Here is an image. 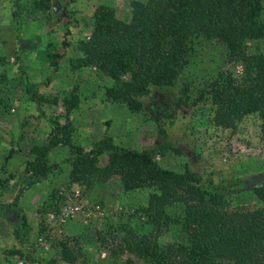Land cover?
<instances>
[{"label": "rangeland", "instance_id": "rangeland-1", "mask_svg": "<svg viewBox=\"0 0 264 264\" xmlns=\"http://www.w3.org/2000/svg\"><path fill=\"white\" fill-rule=\"evenodd\" d=\"M35 1L0 0V55L7 59L0 67V177L13 175L9 185L0 188V207L23 190L17 213L0 214V264H150L130 249L133 236L150 234L161 244L185 239L178 226L158 233L140 211L152 189L128 190L118 175L92 189L72 183L66 162L70 149L62 143L50 153L51 163L59 168L27 186L29 151L56 135L65 137L57 127L67 124L74 144L84 149L110 135L118 145L150 151L161 166L176 172L190 168L219 185L251 180L264 173L259 116L221 124L204 92L220 70L240 75L242 65L228 58L222 42L199 38L182 72L192 106L167 118L162 97L150 95L137 112L107 98L105 90L112 84L107 74L78 64L83 56L80 44L90 37L96 8L109 5L118 18L129 20L134 0H50L46 10L36 9ZM65 37L69 46L64 49ZM253 46L264 52V40ZM22 49L28 51L23 63ZM53 49L65 51L58 67L49 61ZM27 81L37 83L53 103H43L41 109L30 97ZM11 149L18 152L3 170ZM53 193L55 198L48 200ZM226 198V205L234 208L263 205L250 189L231 191ZM22 212L26 225L15 232Z\"/></svg>", "mask_w": 264, "mask_h": 264}, {"label": "trees", "instance_id": "trees-1", "mask_svg": "<svg viewBox=\"0 0 264 264\" xmlns=\"http://www.w3.org/2000/svg\"><path fill=\"white\" fill-rule=\"evenodd\" d=\"M49 1H35L36 9H48ZM262 11V0H134L131 18L123 20L111 6L101 4L94 12L90 37L80 44L83 56L78 64L95 66L112 79L105 90L110 100L141 112L144 98L158 95L165 104L164 116L172 118L192 106L182 72L196 40H218L224 44L228 58L242 65V73L220 70L208 83L204 92L216 109V119L232 125L246 115L257 114L264 136V52L253 46L264 40ZM21 28L20 23L19 33ZM68 46L65 37L62 47ZM27 54V50H21L22 63ZM64 55L65 51L53 49L48 53L49 61L58 67V59ZM6 63V57L0 55V67ZM26 89L41 109L43 103H53L50 96L39 91L37 83L27 81ZM57 128L66 136L56 135L30 149L27 186L48 178L59 168L58 163H51L50 153L62 143L70 149L66 162L71 165L72 183L92 189L118 175L128 190L150 188L147 205L140 207L149 224L158 233L172 226L184 233L183 241L166 244L146 233L133 236L130 249L148 263L264 264V173L251 180L219 185L190 168L183 172L167 169L150 151L123 147L110 135L84 149L72 141V127L65 124ZM17 152L11 149L4 156L3 170ZM12 178L0 177V188L7 187ZM242 189L252 190L263 205L247 210L226 205V195ZM22 192L12 203L0 207V214L17 213ZM52 197L54 193L48 200ZM18 221L15 232L26 225L24 212Z\"/></svg>", "mask_w": 264, "mask_h": 264}]
</instances>
